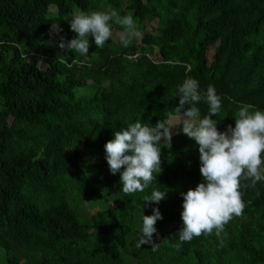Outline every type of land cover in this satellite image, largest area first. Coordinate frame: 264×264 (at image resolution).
<instances>
[{"label": "trees", "instance_id": "1", "mask_svg": "<svg viewBox=\"0 0 264 264\" xmlns=\"http://www.w3.org/2000/svg\"><path fill=\"white\" fill-rule=\"evenodd\" d=\"M112 9L133 15L142 36L124 47L113 23L103 48L89 37L86 57L58 47L76 37L74 13ZM189 77L222 97L220 131L235 127L241 104L264 112V0H0L1 264H264V181L241 188L246 207L225 225L223 246L214 234L171 246L180 193L202 182L198 145L179 129L144 192L125 195L109 171L114 132L180 116ZM196 106L203 118L208 104ZM153 189L166 199L142 209ZM153 208L163 217L155 251L140 244L142 211Z\"/></svg>", "mask_w": 264, "mask_h": 264}, {"label": "clouds", "instance_id": "2", "mask_svg": "<svg viewBox=\"0 0 264 264\" xmlns=\"http://www.w3.org/2000/svg\"><path fill=\"white\" fill-rule=\"evenodd\" d=\"M113 23L124 29L120 33L124 47H128L133 38L142 36L131 14L121 16L115 9L91 13L80 10L70 20V29L76 37L65 42L61 36L58 47L86 57L91 46L89 37L94 38L97 48H103L112 36ZM61 31L60 25L53 23L49 34ZM177 97L178 129L198 145L202 182L194 189L180 193L183 197L180 214L183 226L173 236L178 240L171 246L179 250L183 243L191 242L194 237L213 234L223 246L225 225L233 217L242 216L246 207L241 188L255 187L257 182L264 181V112L253 110L250 104H241L235 113V127L228 125L220 131L218 120L212 117L219 115L222 97L214 86L209 85L206 92H201L199 81L189 77L178 86ZM202 100L209 106L203 118L196 106ZM174 128L163 120L155 126L137 120L115 131L114 139L106 142L104 148L109 171L113 175L120 174L121 190L125 195L142 193L157 181V176L163 171L161 145L171 147ZM242 180H251V185L242 184ZM167 192L153 189L150 195L143 197L142 209L165 200ZM152 213L144 215L142 211L140 244H150L155 251V224L163 217L159 208H153Z\"/></svg>", "mask_w": 264, "mask_h": 264}, {"label": "rangeland", "instance_id": "3", "mask_svg": "<svg viewBox=\"0 0 264 264\" xmlns=\"http://www.w3.org/2000/svg\"><path fill=\"white\" fill-rule=\"evenodd\" d=\"M146 25L148 26V23L147 22H146ZM146 30L147 31H150L149 28H146ZM119 34H120V31L119 30L115 31V35L116 36L119 35ZM167 122H168V124L170 126L176 127V128L173 129V133L175 134L176 131H177V129H178V126L180 125V116H173V115H171L167 119ZM262 167H264V165H262ZM85 207H86V210L88 212H93V211H95L98 208V205L97 204H90V202H89V203H85ZM168 231H169V226H167L166 229H164L163 233H167ZM160 234L161 233L158 232L156 234V237H160L161 236ZM4 258H5L4 252L0 248V264L4 262Z\"/></svg>", "mask_w": 264, "mask_h": 264}, {"label": "built area", "instance_id": "4", "mask_svg": "<svg viewBox=\"0 0 264 264\" xmlns=\"http://www.w3.org/2000/svg\"><path fill=\"white\" fill-rule=\"evenodd\" d=\"M135 56H137V54H136V55H134L133 57H135Z\"/></svg>", "mask_w": 264, "mask_h": 264}]
</instances>
